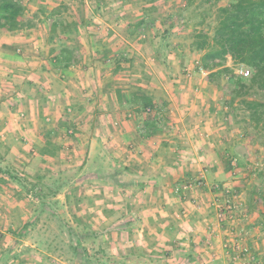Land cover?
<instances>
[{
  "label": "crops",
  "instance_id": "obj_1",
  "mask_svg": "<svg viewBox=\"0 0 264 264\" xmlns=\"http://www.w3.org/2000/svg\"><path fill=\"white\" fill-rule=\"evenodd\" d=\"M21 2L25 17L32 13L37 19L29 20L34 24L31 29L0 35V168L8 166L18 180L36 176L37 183V177L49 172L82 165L100 148L111 164L106 184L82 185L69 198L61 192L38 203L28 195L34 204L27 210L18 183L0 186V258L12 249L9 264H77L63 251H50L56 248V233H63L64 241L70 242L66 224L77 221L98 235L108 255L133 256L145 262L139 264H243L250 252L258 264H264V211L247 212L242 252H232L227 258L221 247L224 228L215 227L220 255L212 260L203 254L201 242L206 237L205 224L216 225L212 213L197 211L190 200L197 196L202 207H207L216 195L207 188L187 193L184 200L175 192L201 172L209 187L229 183L224 158L231 150L219 144L224 132L214 115L198 112L208 103L207 94L203 95L211 88L207 73H197L202 80L187 74L179 86L176 79L184 77L175 59L179 52L171 43L168 63L156 67L147 61L141 75L118 63L116 44L109 42L124 40L122 34L127 35L143 19L134 26L132 18L106 23L105 11L127 9L120 1ZM59 22L77 26L55 35L52 26ZM124 25L127 32L116 31ZM103 29H112L113 37L102 33ZM73 37L81 42L76 55L84 61L67 69L56 67L53 56L58 52L52 56L49 50L66 42L74 45ZM5 38L11 41L4 43ZM12 45L15 50L10 49ZM146 97L152 107L144 108ZM20 113L26 117L21 119ZM246 149L248 159L247 155L239 159L242 171L252 167L246 161H252L253 152ZM247 178L241 181L245 184L240 186L238 200L248 206L252 200L253 206L258 201L248 192L251 183ZM49 220H58L60 230L48 225ZM33 221L24 240L15 237V232ZM244 227L240 225L238 231ZM194 228L199 233L190 238L188 232ZM81 244L91 254L93 245Z\"/></svg>",
  "mask_w": 264,
  "mask_h": 264
},
{
  "label": "trees",
  "instance_id": "obj_2",
  "mask_svg": "<svg viewBox=\"0 0 264 264\" xmlns=\"http://www.w3.org/2000/svg\"><path fill=\"white\" fill-rule=\"evenodd\" d=\"M120 1L124 5L128 3L127 0ZM188 1L189 3L194 2V0ZM155 11L154 6H151V8L145 7L143 19L137 24V27L153 25L155 20L151 15H154ZM25 13L26 7L21 0H0V33H15L34 27L32 21H26ZM205 22L206 18L204 16L199 26L204 25ZM76 26L68 22H59L52 26V33L55 35L58 31L68 33L74 31ZM165 33L158 47V56L163 64L168 63L167 56L171 46L170 32L166 31ZM76 49H78L76 45H68V42H66L59 44L57 48H51L49 54L53 56L58 52L53 56L54 65L61 69H67L81 62L82 55L77 56ZM192 49L200 55V63L197 69L205 71L210 82L223 76L231 78L230 82L234 86V99L248 95L255 88L264 89V0H235L226 7H219L216 12L213 33L210 34L206 30L198 31L194 36ZM104 59L106 60L108 57L105 56ZM229 61L234 65L240 67L243 65L251 69V76L247 81L244 80V77L234 78L233 71L228 66ZM241 103L247 105L251 112V120L256 125L261 122L264 124V101H247L242 98ZM142 104L144 108L153 106L148 97L144 98ZM240 149L242 147L236 148L237 154L244 156V154H241L244 152L240 153ZM0 161H2L1 158ZM110 164L111 159L106 151L100 148L99 153H95L80 166L73 169L49 172L37 178L38 185H35L38 188L40 187L41 190L44 189L46 193L43 196L38 195L35 197L39 201H44V199L54 198L61 192H65L66 197L69 198L82 185L106 184L109 177L107 170ZM6 183H18L20 187L24 186L8 166L4 169L0 168V186ZM33 223L34 221L22 226L19 232L14 233L15 237L24 240L28 236V228ZM69 223L66 226H69L70 242L66 243L64 241L62 238L63 233L56 234L54 239L56 248H52L50 251L59 252L70 249L77 264L145 263L133 256L115 257L108 255L102 248L98 235L89 227L77 221H70ZM74 238L77 239V242ZM81 243L93 245L91 254ZM58 245L62 248H58ZM11 251L12 249L3 254L0 258V264H9L13 259Z\"/></svg>",
  "mask_w": 264,
  "mask_h": 264
},
{
  "label": "rangeland",
  "instance_id": "obj_3",
  "mask_svg": "<svg viewBox=\"0 0 264 264\" xmlns=\"http://www.w3.org/2000/svg\"><path fill=\"white\" fill-rule=\"evenodd\" d=\"M109 1L113 4V2L118 3V1L120 0ZM234 1L235 0H194V2L192 1V3H189L188 0H127L128 3L126 10L119 11L120 9H117L115 7V9H113V7H111L108 11H105V16L103 17H105L104 20L106 21V23L112 21L115 23L119 20H123V22H126L127 19L132 18V26H134V24H136V22H138V20L143 16L145 7L151 8V6H154L156 8L154 15H151V17L154 18L155 23H153V25L151 26L143 25L140 28L136 26L130 28V31L128 32L126 31L127 25H124V27H119L120 29H116V31H118L120 34L127 32V35L122 34L124 40L120 38V41H110L109 45L116 44L115 46L118 50L117 52H119V56H117L116 58L117 62L123 64L124 66H127V68H130L131 70L134 69V72L138 76L141 75L145 67H147V64L145 65L147 61L153 64V66L162 63L155 51L158 50L162 36L166 34V31H169L171 44L174 46L175 51L179 52L175 56V59L178 63L177 65L180 66L179 69H181L179 71V74L184 77V80L179 78L176 79L179 82L178 85L180 86L184 84L185 76H187V74L193 76L196 74L191 78H195V80H202L203 78H201V76L198 77L197 73L199 72L200 74H205V71L202 72L201 70L199 71L197 69L199 66L197 65V63H200V55L192 49L194 36L200 30H206L207 32L212 34L215 27L216 12L218 8L226 7L232 4ZM26 3L27 0H25V4ZM32 6L34 5L32 4ZM204 16L206 18V22L204 25L199 26V23ZM31 17L34 20L37 19L35 15L33 16L32 13L26 14L25 18L26 20H30L32 19ZM110 25L112 26V24ZM110 31L113 32L112 29H110ZM111 32L103 29L102 33H109L110 37ZM1 34L8 35L9 33H0V35ZM10 36L12 35L10 34ZM8 39L10 38H5V41H11V39ZM1 42L2 39L0 38V44ZM70 42L76 46L81 44V42L76 40V37H73ZM46 43L48 44L47 41ZM15 48L16 47L13 45L10 46L11 50H15ZM81 61H84V58L82 56ZM228 66L232 69L234 78L242 77L240 73V66L234 65L231 61H229ZM248 69L251 70L250 68ZM249 77H244V80L247 81ZM230 79L231 78L229 76H223L218 77L217 79H215V81L209 83L211 88H207L203 92V95L207 94L206 96H208V103L204 104L205 106L203 105L201 107V110H199L198 112L202 115L209 113L214 115V119L218 124H220L221 132H224L222 134L223 138H221L222 141L219 142V144H224L225 147L227 146V148H230L231 150L228 154H225L224 158L229 174V183H224V186H228L235 192L237 191L240 196V188H242L240 186L245 184L241 181H243V179L247 178L248 176L247 180L251 183L248 192L252 195V199H256L258 201V204H254L253 206H251V200V202H248V206L246 205L245 201H242L241 203V201L237 200L236 204L239 206V210H237L238 212L235 211L233 213L231 225L235 226L236 230H238L240 229L239 227L242 224H244L245 229L248 228L246 224L249 220L247 216L250 214L249 210H259L260 212L264 211V198L262 199V197H264V194H260L264 193V124L263 122H261L259 125H256V123L251 120V112L247 108V105L241 103L242 98L246 99L247 101H264V89L255 88L250 91L248 95L244 97L240 96L234 99V86L233 84H231ZM210 97L214 99H210ZM237 147H242V149H240V153L244 152L241 154H244L245 156L247 155L246 158L248 157L246 147L249 150H252L253 153L250 154L253 155V158H250V160H252L251 162L246 161L248 162L247 164H250V166L252 167L245 169L246 171H242L243 169L239 167V171L234 174L233 172L235 170L232 169L230 161L237 158L239 166V159L243 158V156H239V154H237ZM2 152L4 151L2 150ZM243 173L246 174V177H242ZM35 179L36 176L32 177L26 175L20 177V182L24 185L21 186V190L22 193H24L23 206L26 210L31 209L34 204L32 200L28 198L30 192H32L34 196H43L46 193L44 189L41 190V188H38L37 185L34 186L35 184H37L34 181ZM211 192L212 194L216 195L215 198H218L220 196V193L218 191L214 192L212 190ZM38 202L39 200L36 201V203ZM200 206L201 211L206 209L209 210L208 204L207 207L206 205H203V208L200 202ZM40 208H42V205ZM247 212H249V214ZM48 225H53V229H55L56 231L60 230L58 220H49ZM222 232H224L222 236L223 242H236L237 239L245 237L244 233L242 236H239L235 233L232 234L231 227H224V231ZM56 234L59 235V233ZM41 235L44 239L45 234L42 232ZM207 236L208 235H206V237H203V241L201 242L206 241L208 239ZM243 241L244 238L240 240V244H242L241 246H243ZM248 251L251 250L249 249ZM63 252L67 256V259H73L74 254L70 249H65V251ZM249 255L255 256L251 252L249 253Z\"/></svg>",
  "mask_w": 264,
  "mask_h": 264
},
{
  "label": "built area",
  "instance_id": "obj_4",
  "mask_svg": "<svg viewBox=\"0 0 264 264\" xmlns=\"http://www.w3.org/2000/svg\"><path fill=\"white\" fill-rule=\"evenodd\" d=\"M18 53L21 54L22 51L19 49ZM197 65H199V62L197 63ZM200 70L203 72L202 69ZM240 73L242 77H249L251 75V70H249L247 67L242 65ZM147 112L150 113L152 112V110L148 109ZM25 117L26 116L24 113H20L21 119H24ZM68 134L72 135L73 132L70 131L68 132ZM230 164H231L232 169L235 170L233 173L234 174L237 173L239 171L237 160L236 159L231 160ZM207 188H209L211 191L212 190L214 192L218 191L220 193V196L218 198H213L210 202H208V208L212 213V219L214 220L216 225L213 226V224L211 223L205 224V229H206L205 234L208 235L207 236L208 239L204 241V248H203V254L207 255L208 258L215 260V259H218L220 255L215 246L216 245L215 243L216 234L214 231L216 230L215 227H219L221 229L224 227H228V228L231 227V233L238 234L239 236H242L243 233L245 236L247 231L245 228L243 230L238 231L236 230L235 226L231 225L232 219H233V213L235 211L238 212L237 210H239V206L236 204L237 200L239 199V194L237 193V191L235 192L228 186H224L222 184L220 185L218 183L209 187L204 172H201L197 176V178L192 180L191 182L177 186L175 189V192L177 194L183 195L182 199L185 200L187 193H197L199 190L207 189ZM29 197L34 198V194L31 192L29 194ZM190 204L197 211L201 208L200 198L197 196L190 200ZM185 213L186 212L184 211L183 214ZM198 233H199L198 230L194 228L188 232V235L190 238H193ZM240 240H242V238L237 239L236 242L228 241V242H223L221 244L224 257H230L232 252H235V253H238L239 251L242 252ZM236 258L239 259L240 257L236 256ZM243 264H258V262L255 256H249L248 261H246V263H243Z\"/></svg>",
  "mask_w": 264,
  "mask_h": 264
}]
</instances>
